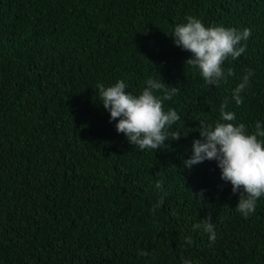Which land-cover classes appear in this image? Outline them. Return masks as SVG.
<instances>
[{
    "label": "trees",
    "instance_id": "1",
    "mask_svg": "<svg viewBox=\"0 0 264 264\" xmlns=\"http://www.w3.org/2000/svg\"><path fill=\"white\" fill-rule=\"evenodd\" d=\"M188 16L251 30L218 87L174 45ZM150 78L179 89L163 107L180 139L141 151L97 85L139 95ZM223 104L249 132L264 125V0H0V264H264V196L245 218L216 161L184 166ZM208 216L214 244L193 230Z\"/></svg>",
    "mask_w": 264,
    "mask_h": 264
},
{
    "label": "clouds",
    "instance_id": "2",
    "mask_svg": "<svg viewBox=\"0 0 264 264\" xmlns=\"http://www.w3.org/2000/svg\"><path fill=\"white\" fill-rule=\"evenodd\" d=\"M186 23L178 24L173 31L174 45L190 52L191 58L186 65L198 69L204 82L209 86H219L221 81L235 73L231 67L225 71L224 63L238 59L246 51V42L251 36L250 29L237 30L234 27L205 26L202 20L188 16ZM251 70L247 71L241 82L233 90L237 105L243 103L241 93L250 86ZM146 87L139 95L127 91L128 85L119 80L105 87L98 84L102 105L110 114V121H117L115 128L128 142L139 150H161L166 141L180 139L179 133H170L169 129L180 120L176 110H164V102L172 100L179 89L168 86L160 80L148 79ZM157 92L163 93L156 95ZM226 104L221 105V120L214 126L201 124L203 140L193 141V156L184 161V166L204 161H216L221 170V179L230 182L232 193L238 194V211L245 218L255 212L257 201L264 196V125L255 123L249 132L244 123H234L236 116L226 112ZM160 189L162 184L156 183ZM194 196V195H193ZM194 197L203 200V191ZM162 203V201H160ZM193 230H202L208 235L210 244L216 241L215 225L211 216L193 225ZM191 236L185 237V243L191 245ZM141 255H147L141 252ZM183 264H191L185 259Z\"/></svg>",
    "mask_w": 264,
    "mask_h": 264
}]
</instances>
